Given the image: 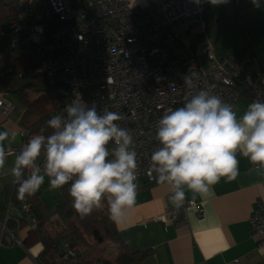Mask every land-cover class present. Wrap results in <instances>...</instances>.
<instances>
[{"label": "built area", "instance_id": "2783aa9c", "mask_svg": "<svg viewBox=\"0 0 264 264\" xmlns=\"http://www.w3.org/2000/svg\"><path fill=\"white\" fill-rule=\"evenodd\" d=\"M0 1L11 7L3 28L9 45H31L38 50L40 63L19 75L45 78L55 115L74 97L89 106L95 103L99 111L107 107L119 113L123 119L118 123L133 137L137 179L146 184L157 183L151 154L160 147L155 131L166 111L183 106L200 90L235 106L242 98L239 81L248 91L246 108L255 100L264 101V68L241 78L243 66L235 55L216 57L202 20L203 6L194 0ZM185 22L199 27L197 32L188 31L186 38L203 42L201 52L208 68L179 47L176 26ZM10 71L0 69V77ZM11 108L1 93L0 113L7 115ZM20 135L17 154L33 133L20 126ZM189 209L201 215L198 203L185 199L180 207H166L161 219L184 224ZM20 210L34 222L26 202L21 203ZM9 218L7 211L0 222V245L4 244L3 233L8 231L5 221ZM249 223L257 248L264 250V199L255 201ZM62 252L64 258L73 255L67 243ZM254 264H264V259Z\"/></svg>", "mask_w": 264, "mask_h": 264}, {"label": "clouds", "instance_id": "9594fccd", "mask_svg": "<svg viewBox=\"0 0 264 264\" xmlns=\"http://www.w3.org/2000/svg\"><path fill=\"white\" fill-rule=\"evenodd\" d=\"M261 8L264 0H250ZM198 6H220L229 0H194ZM191 86V81H188ZM123 117L105 107L102 111L74 97L64 109L46 121L52 129L33 134L15 155L11 175L17 199L34 196L45 177L50 190L70 185L72 208L81 217L106 202L109 219L126 221L136 205L137 152L130 131L118 123ZM17 134L0 131V169L13 153ZM158 147L151 154V168L159 184H167L170 202L180 207L185 188L202 197L213 186L239 174L238 156L247 158L255 170L264 169V101L255 100L238 118L235 106L208 90H200L183 106L166 111L156 126ZM7 142V145L6 143ZM114 144V147H109ZM41 156L43 162L38 163ZM28 172L26 176L25 173Z\"/></svg>", "mask_w": 264, "mask_h": 264}, {"label": "crops", "instance_id": "0c3cea01", "mask_svg": "<svg viewBox=\"0 0 264 264\" xmlns=\"http://www.w3.org/2000/svg\"><path fill=\"white\" fill-rule=\"evenodd\" d=\"M201 5L202 20L214 55L221 58L249 49L256 61L253 71L264 68V4L261 8H255L250 0H229L227 4L215 7L208 3ZM176 30L180 36L179 47L208 68V61L201 52L203 42L186 38L188 31L197 32L199 27L185 22L177 25ZM246 57L244 53L242 60L247 61ZM6 95L3 93L4 98L8 99ZM247 101L248 96H243L236 103L238 118L247 109ZM23 111V106L12 103L7 115L0 113V131L17 134L12 143L14 151L8 156L5 167L0 169V191L13 180L11 168L17 154L15 149L22 142L18 121ZM238 159L237 178L231 182L221 178L213 186L212 195L202 197L185 188V199L196 201L201 215L197 216L194 209H189L186 222L181 225L161 219L166 207H175L169 199V186L136 180V205L128 210L123 224H114L130 251H148L140 264H233L234 260H238L239 264H254L264 259V250L257 248L249 223L255 201L264 199V169L256 171L247 158L238 156ZM42 194V201L52 208L50 201L56 199L55 194L50 200ZM8 214L13 220V227L3 233L0 264H39L36 257L41 249L40 244L29 248L22 244L33 223L26 219V223L18 227V218L22 217L20 207H10ZM7 239H10V244Z\"/></svg>", "mask_w": 264, "mask_h": 264}, {"label": "trees", "instance_id": "16d2710c", "mask_svg": "<svg viewBox=\"0 0 264 264\" xmlns=\"http://www.w3.org/2000/svg\"><path fill=\"white\" fill-rule=\"evenodd\" d=\"M11 11V7L0 1V69L11 68L10 73L0 77V94L5 93L18 99L24 107L18 124L29 129L33 134L48 135L52 129L47 127L46 121L55 115L54 110L48 109L49 98L47 96L46 80L42 76L22 75L40 63L38 50L31 45H9V38L4 35V23ZM244 53L248 60H242ZM254 54L249 49H244L235 57L242 63L241 78L246 74H252L256 65ZM241 95L248 96V91L238 82ZM43 156L38 163L42 164ZM27 176V174L25 173ZM70 185L56 189L59 195L58 201L52 208L40 198L42 190L25 200H18L14 177L10 184L0 191V222H3L8 207H20L22 202L29 205L30 214L34 217L33 227L28 229L22 244L29 248L40 244L41 249L37 254L39 264H140L148 255L147 250L130 251L118 235V231L112 220L109 219L106 202L100 209H95L90 215L81 218L72 208V198L68 194ZM18 218V227L26 223V216L21 213ZM12 219V218H11ZM17 220V219H16ZM13 220L7 219L5 225L8 229L13 226ZM15 223V220H14ZM88 238L97 242L108 241L114 251L112 258L101 257L86 260L76 248L78 245L87 246ZM67 243L73 252L72 256L63 257L62 248Z\"/></svg>", "mask_w": 264, "mask_h": 264}, {"label": "rangeland", "instance_id": "374dc122", "mask_svg": "<svg viewBox=\"0 0 264 264\" xmlns=\"http://www.w3.org/2000/svg\"><path fill=\"white\" fill-rule=\"evenodd\" d=\"M5 97H8V99H10L9 101L11 104L13 103V104H18L19 106H23L21 102L15 97L11 95H6ZM48 109H51L50 101L48 103ZM43 185L45 189L42 190V193L44 192L42 195L48 198V200H50L51 196L55 194L56 199L55 200L52 199L50 201V205L54 206L57 199H59L57 190L56 189L50 190V184H49L48 177H45V181ZM87 240H88L89 245L87 246L78 245V247L76 248L82 254L84 259L89 260V259H97L101 257L112 258L114 256L115 253L108 241L97 242L93 240L92 238H88Z\"/></svg>", "mask_w": 264, "mask_h": 264}]
</instances>
